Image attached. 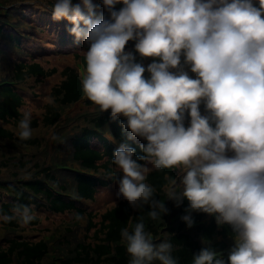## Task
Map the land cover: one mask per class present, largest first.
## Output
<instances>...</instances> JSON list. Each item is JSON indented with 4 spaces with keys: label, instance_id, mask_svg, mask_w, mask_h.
<instances>
[{
    "label": "clouds",
    "instance_id": "9594fccd",
    "mask_svg": "<svg viewBox=\"0 0 264 264\" xmlns=\"http://www.w3.org/2000/svg\"><path fill=\"white\" fill-rule=\"evenodd\" d=\"M50 11L86 45L82 89L124 134L112 156L117 195L153 220L166 200L187 199L186 227L193 212L231 227L226 257L206 240L190 264H264V0H53ZM20 111L17 135L29 139L32 108ZM163 168L174 174L162 200L147 176ZM36 218L32 205L0 209L3 222ZM121 236L128 264H180L143 216Z\"/></svg>",
    "mask_w": 264,
    "mask_h": 264
},
{
    "label": "trees",
    "instance_id": "16d2710c",
    "mask_svg": "<svg viewBox=\"0 0 264 264\" xmlns=\"http://www.w3.org/2000/svg\"><path fill=\"white\" fill-rule=\"evenodd\" d=\"M7 1L0 2V43L2 41L5 43L4 47L9 53L8 56L0 54V64L7 62L6 65H8L5 73L3 70L6 69H2L5 63L0 66V71L3 72V75H0V139H8L20 146L22 144L38 146V137L32 135L29 139H22L2 125L21 117L20 108L24 102L22 90L18 89V85L13 86L8 80H16L20 84L28 77L41 78L51 75L56 72V68L45 69L40 62L35 60L34 54L28 53L29 58L21 56L23 51L27 55L22 42L33 35V30L26 25V22L31 23V20L24 17L26 14L20 10L19 4L13 7L9 5L10 9H8ZM52 3L53 0L46 6L41 5V8L51 12ZM53 22V27L51 29L48 27V30L53 31L60 42L66 43L68 38L73 39L72 35L67 32L68 21L61 19L53 20ZM48 24L41 22V26ZM132 43L129 41L126 47ZM81 47L85 49L86 45H81ZM13 53L17 58L12 56ZM74 59L80 62L82 68L85 69L84 53H74ZM60 75L62 76L61 81L52 88V96L57 105L46 103V110L40 120L43 126L56 125L62 114L58 107L74 104L85 95L78 66H65L61 69ZM31 127L32 129L37 127L36 120L31 121ZM106 132L113 142L119 143L124 139L118 120L110 117L109 110H95L88 118V124L67 134V142L65 137L58 140L56 149L63 150L66 154L65 158L55 155L51 156L48 161H32V159L19 162L16 165L18 170L26 171L29 175H19L18 171H13L12 178H0V190L5 197L3 199L0 196V201H2L0 209L10 213L15 204L22 203L34 206L35 210L42 208L56 213L74 211L76 218L86 217L87 227L82 238L76 239V230L73 225H68L69 227L63 229L62 244H68L70 251L67 255L61 247L63 254L58 255L61 257L57 259V264H128L130 255L126 250V242L121 236V229L127 227L131 230L141 216L155 238L172 240L175 246L173 254L179 257L180 264H190L192 254L204 246L203 241L209 240L212 246L220 251L228 247L230 241L233 240L229 225L218 226L213 216L209 215L207 219V213L203 212L193 213L195 223L192 227H186L180 217L178 218L179 212H183L188 203L187 199L176 211L171 208V200H166L165 203L170 211L163 216V220H153L148 217L147 206L137 211L129 206L126 199H123L100 213L98 221H93V217L97 214L92 213L90 204L95 200V194L99 189L114 180L112 174L116 171L111 166L114 164L112 156L115 146L106 137ZM69 144L71 149L68 152ZM137 153H140L139 148H137ZM4 157V155L0 157V167L6 168V161L14 158ZM18 158L24 157L19 155ZM60 159H71L72 163L75 161L81 166L83 173L69 172L61 166L64 162H60ZM100 168L104 169L102 176L97 175ZM170 173H173V169L163 168L153 170L147 176L148 182L154 185L159 195L158 198L162 200L166 198L165 188ZM173 213L175 215L169 222L168 215ZM166 220L169 223H166ZM38 221L37 216L35 220L26 225H35ZM2 223L7 230H17L20 225L18 220L2 221ZM91 228H93L92 233H90ZM72 236L76 241L70 244ZM50 247V241L41 237L33 240L22 234L14 236L9 234L3 238L0 236V264H12L14 261L20 264H40L44 258L48 257Z\"/></svg>",
    "mask_w": 264,
    "mask_h": 264
},
{
    "label": "rangeland",
    "instance_id": "374dc122",
    "mask_svg": "<svg viewBox=\"0 0 264 264\" xmlns=\"http://www.w3.org/2000/svg\"><path fill=\"white\" fill-rule=\"evenodd\" d=\"M6 1L7 0H0V2ZM7 2L8 4L6 5H10L11 7L19 4V7L21 8L20 10L23 14H26L24 17L31 20V23L26 22V25L33 30V35L22 42L26 48V54H34L35 60L40 62L45 69L56 68V72L41 78L28 77L20 84L24 98L23 106H21L20 109L29 106L32 108V120L37 121V127L33 129L32 135L39 138V145L27 146L22 144V146H20L8 139H0V157L4 155V158H14L6 161V168L0 167V178H12L13 176L11 174L13 171H18L19 175H29L26 171L18 170L16 165H18L19 162L32 159V161H48L51 156L55 155H58L59 158H65L66 154L63 150L59 151L56 149L58 140L65 137L67 142V134L88 124V118L93 115V111L100 110L98 105L84 95L82 99L74 104L62 108L57 106L62 114L56 125L43 126L41 124L40 120L46 110L47 97L52 96L53 86L59 84L62 79V76L60 75L61 69L68 65H76L77 62L76 59H74V53H84L85 49L81 47V45L84 44L83 42H74L72 38H68L66 43L60 42L59 38H56L55 33L48 30V27H50V29L53 27L54 22L52 20L51 12L47 11L45 8H41V5L46 6L51 0H9ZM41 22H47L49 24L41 26ZM4 45L5 43L2 41L0 43V54H6L8 56L9 53ZM24 53V51L21 53L22 57L25 56ZM12 56H15L14 53ZM15 57L17 58V56ZM150 59L151 58L148 60ZM145 62H147V60ZM3 64H0V66ZM6 64L7 62L2 66V69H6L3 70L4 73L8 70V65ZM52 104L57 105L56 103ZM19 119L15 121L10 120L7 124H1L12 130L14 134H17L19 131ZM52 132L56 133L55 140L51 138ZM92 142L95 143V141ZM19 155H22L24 158H18ZM111 166L114 170H117L115 164ZM117 190L118 185L113 180L107 186L100 188L95 194V200L91 204V209L92 213H96L97 216L93 217V221H98L100 213L104 212L107 208L116 205L120 200L125 199L122 195H117ZM0 196L1 198L4 196V193L1 190ZM3 199H5V197H3ZM1 202L2 201H0V203ZM35 211L36 215L39 217V221L35 225L20 224L17 230H7L2 221H0V236L3 238L9 234L12 236L22 234L33 240H37V238L40 237L48 239L51 243L50 252L48 257L44 258L40 264H57V259L59 260L61 257H58V255H60V253L63 254L61 247L67 255L70 251L68 244H62L63 229L69 227L68 225H73L76 230V239L82 238V234L86 230L87 218L81 216L76 218L74 211L56 213L49 212L42 208L36 209ZM92 231L93 228L90 229V233H92ZM76 239L72 236L70 244L74 243ZM12 264L20 263L14 261Z\"/></svg>",
    "mask_w": 264,
    "mask_h": 264
}]
</instances>
